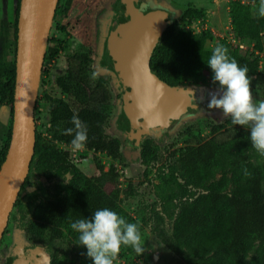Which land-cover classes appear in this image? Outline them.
Here are the masks:
<instances>
[{
  "label": "trees",
  "instance_id": "16d2710c",
  "mask_svg": "<svg viewBox=\"0 0 264 264\" xmlns=\"http://www.w3.org/2000/svg\"><path fill=\"white\" fill-rule=\"evenodd\" d=\"M251 1L259 4V0ZM229 6L237 38L240 41H256V48L261 49L264 17H258L256 13L254 15L251 4L242 0H231ZM19 9L20 5L18 11ZM198 12L188 9L182 19L197 17ZM170 19V25L153 50L150 65L153 72L171 85L186 86V82L190 80L189 83L194 84L200 82L207 72H212L207 61L217 44L225 45L229 49V55L241 67L247 65L249 77L260 73V60L251 58L249 50L233 48L224 38H218L210 46L215 39L211 31H203L197 35L185 28L176 29L179 19ZM17 22L18 15L15 24ZM59 41L55 37H49L41 74L42 83L47 81L50 74L45 67L46 62L59 52L58 47L52 44ZM90 61L87 54L75 57L56 79L55 90L67 93L69 100L61 96H52L50 99V137L45 138L37 130L35 153L27 176L29 180L34 171L39 169L46 181H42L35 190L27 192L16 201L19 230L11 253L5 258L0 256V264H10L16 258L39 248L49 251L51 264H56V253L51 247H25L24 227L29 216L27 229L32 238L43 242L69 238L76 243L73 250L80 257V264H93V261L87 256L86 246L78 244L79 233L71 229L72 222L91 218L96 210L109 208L127 222L135 223L134 218L123 207L115 164L105 169V164L97 156L103 152L116 161L124 162L126 159L122 139L107 131V107L112 98L111 92L103 75L96 78L91 76L88 68ZM101 67H106V61H102L99 68ZM15 81L16 59H0L1 102L11 113L9 132L0 149V172L11 143ZM39 99L41 97L38 96V101ZM36 111L42 112L39 106H36ZM74 113L78 114L88 128L85 146L94 151V161L99 170L95 179L74 162L70 149L72 137L64 134L66 128L74 126L71 123ZM117 115L113 120V128L132 137V146L139 156L144 161L159 158L160 146L157 141L162 140V133H167L168 130L164 128L161 133L156 132L158 138L155 135H143L137 145V140L124 121L121 100ZM201 121L211 126L214 135L203 142L189 143L180 148L176 158L172 160V168L186 186L202 190L191 191L189 199L181 202L172 234L163 229L164 213L160 210L155 211L154 230L161 242L176 253L184 264H264V162L256 163L252 159L251 150L254 148L250 141V129L235 125V133L230 141L227 137L216 134L221 132L225 123L212 124L208 118ZM232 141H235L233 149L230 147ZM133 193L130 187L127 195ZM59 225L64 232L59 230ZM131 249L121 248L124 253Z\"/></svg>",
  "mask_w": 264,
  "mask_h": 264
},
{
  "label": "rangeland",
  "instance_id": "374dc122",
  "mask_svg": "<svg viewBox=\"0 0 264 264\" xmlns=\"http://www.w3.org/2000/svg\"><path fill=\"white\" fill-rule=\"evenodd\" d=\"M231 0H154L157 5H162L169 9L170 17L179 19L176 29L185 28L194 34L200 35L203 31H211L215 39L210 43L213 46L218 38L226 39L233 48L237 47L235 40L237 38L230 17ZM246 4H251L253 13L258 8V4L251 0H242ZM19 0H0V59L13 61L16 58V38H15V18L17 16ZM61 9H56L50 36L59 38L56 45L59 52L56 56L46 62L50 74L47 81L40 82L37 105L42 112L35 110L36 130L49 139V104L52 96H61L69 100L67 93L55 90V82L59 75L63 74L69 65V61L75 57L79 58L82 54H87L91 58L88 68L91 76L94 78L103 75L106 79L112 98L107 107L109 114L107 131L110 135L118 136L122 139V150L126 156L124 162L113 160L106 153L97 154L98 158L105 164V169L115 164L119 174V187L123 207L138 223L143 240L145 251L137 255L133 249L121 250L119 257L124 261L118 264H184L183 260L173 251L169 250L157 236L154 226L155 211L164 213L163 229L173 233L174 222L181 202L189 199L191 191H201V188L195 186H186L184 180L173 171L172 160H174L180 150L186 144L194 142H203L214 135L210 125L203 121L208 118L213 123H225L221 132L216 133L228 140L233 139L235 125L231 122V116L223 117L222 110L206 109L199 113L185 115L176 122L167 127L168 132L162 133V140L159 142L160 157L144 161L139 153L132 146V137L122 134L113 128V120L118 116L121 93L118 88L117 79L107 72H103L97 63L100 42V16L107 9H113L116 0H59ZM198 10L197 17L182 19L186 10ZM62 26H65L62 29ZM242 41V40H241ZM246 43L253 42V49H249L248 54L251 58L260 60V73L251 77V91L254 101L264 100V29L262 31V48H256V41H243ZM65 44V45H64ZM72 48V50H71ZM45 64V61H44ZM44 67V66H43ZM212 72H207L200 82L191 84L187 81L186 86L192 85L206 92L213 93L217 89V84L212 82ZM52 86V87H51ZM54 89V91H51ZM210 98L208 102H210ZM11 124V113L9 108L1 102L0 97V149L4 145L9 127ZM155 135V136H154ZM146 137H157L154 132H147ZM235 141L230 142L233 149ZM66 147L65 145H62ZM76 157L74 162L90 177L97 178L99 170L94 161V151L92 148L85 146L82 150L74 151ZM252 159L256 163H263L264 156L260 155L255 149L251 150ZM29 174V173H28ZM46 178L39 169L35 170L29 180H25L18 195L17 200L27 192L35 190ZM130 187L133 189V195H127ZM16 200V201H17ZM16 203V202H15ZM30 216L26 219L25 247H35L47 245L56 253V264H80L73 247V243L67 237L56 239L54 241H39L31 237L27 229ZM19 211L14 208L11 211L6 223L3 237L0 240V256L5 258L12 251V244L15 240L16 233L19 230ZM59 230L64 229L59 225ZM41 249V248H39ZM45 249V248H44ZM117 262V261H116ZM115 262V263H116Z\"/></svg>",
  "mask_w": 264,
  "mask_h": 264
},
{
  "label": "water",
  "instance_id": "95a60500",
  "mask_svg": "<svg viewBox=\"0 0 264 264\" xmlns=\"http://www.w3.org/2000/svg\"><path fill=\"white\" fill-rule=\"evenodd\" d=\"M58 2L21 0L20 3L13 127L6 158H10L11 166L0 198V240L35 153V110ZM146 2L117 1L119 12L110 28H104L106 67L101 68L117 79L124 121L137 145L145 133L159 132L182 116L207 108L205 90L192 85H171L152 71L153 50L171 19L169 9L162 5L155 4L140 11L141 4ZM10 264H51V254L44 248L32 250Z\"/></svg>",
  "mask_w": 264,
  "mask_h": 264
},
{
  "label": "clouds",
  "instance_id": "9594fccd",
  "mask_svg": "<svg viewBox=\"0 0 264 264\" xmlns=\"http://www.w3.org/2000/svg\"><path fill=\"white\" fill-rule=\"evenodd\" d=\"M153 4L154 0H147L141 4L140 11ZM255 11L258 17H264V0H259ZM207 65L213 73V84L218 85L210 94L207 108L222 110L223 117L231 116L233 125L249 128L253 148L264 156V100L253 99L247 65L241 67L223 44L214 47ZM71 123L74 126L66 128L64 134L72 137L70 143L74 150H82L88 140L87 125L76 113ZM70 227L79 233L78 244L86 246L93 264H115L122 246L131 247L137 255L145 251L138 223L127 222L109 208L98 209L91 218L78 219Z\"/></svg>",
  "mask_w": 264,
  "mask_h": 264
},
{
  "label": "flooded vegetation",
  "instance_id": "af4514ba",
  "mask_svg": "<svg viewBox=\"0 0 264 264\" xmlns=\"http://www.w3.org/2000/svg\"><path fill=\"white\" fill-rule=\"evenodd\" d=\"M117 1L118 0H116V4H117ZM20 3H21V0H19V2H18V5H20ZM136 4H137V2H135ZM116 4H115V6H116ZM153 5H155V3L153 4ZM150 6H152V5H150ZM58 8H60L61 9V2L60 3H58ZM57 8V9H58ZM20 10V9H19ZM59 10V9H58ZM119 11L116 9V7H114L113 9L111 8L110 10H106V11H104L102 14H101V16H100V42H99V54H98V60H97V65H98V67L101 65V63H102V61L104 60L105 61V58H104V55H105V51H106V48H107V42H106V39H105V36H104V28H105V26H109L110 25V23L114 20V18H115V16H116V14L118 13ZM17 15H18V19H19V11H18V9H17ZM16 19H17V16H16V18H15V22H16ZM17 24H18V22H17ZM17 24H15L14 25V31H15V33L17 34V38H18V25ZM17 26V27H16ZM65 28V26H62V29H64ZM109 28H110V26H109ZM53 37V36H52ZM17 38H16V44H17ZM58 40H60L59 38H57ZM65 45V44H64ZM71 50H72V48H71ZM16 53H17V50H16ZM16 59V58H15ZM105 66V65H104ZM101 68H104V67H101ZM211 93L210 92H206V96H205V98H204V100L207 102V104L209 103L208 102V99H209V97L211 96L210 95ZM207 109V108H206ZM205 109V110H206ZM202 111H204V110H202ZM185 116V115H184ZM177 121V120H176ZM176 121H174V122H176ZM173 122V123H174ZM165 129H167V127L165 128ZM162 130H164V128L163 129H161L159 132L161 133V131ZM156 135H158L157 133H155Z\"/></svg>",
  "mask_w": 264,
  "mask_h": 264
},
{
  "label": "bare ground",
  "instance_id": "6f19581e",
  "mask_svg": "<svg viewBox=\"0 0 264 264\" xmlns=\"http://www.w3.org/2000/svg\"><path fill=\"white\" fill-rule=\"evenodd\" d=\"M10 166H11V162H10V158H8L5 161V163L2 167V170L0 172V198H1L2 190L5 186L7 177H8L9 172H10Z\"/></svg>",
  "mask_w": 264,
  "mask_h": 264
},
{
  "label": "built area",
  "instance_id": "2783aa9c",
  "mask_svg": "<svg viewBox=\"0 0 264 264\" xmlns=\"http://www.w3.org/2000/svg\"><path fill=\"white\" fill-rule=\"evenodd\" d=\"M235 43H236V45L240 48V49H242V50H244V51H246V50H249V49H253L254 48V46H255V44L254 43H246V42H243V41H240V40H235ZM70 149L72 150V157H73V159L76 157V154L74 153V151H76V150H74L73 148H72V146H70ZM120 262H123L124 263V261L119 257L118 258V260H117V262L115 263V264H118V263H120Z\"/></svg>",
  "mask_w": 264,
  "mask_h": 264
}]
</instances>
